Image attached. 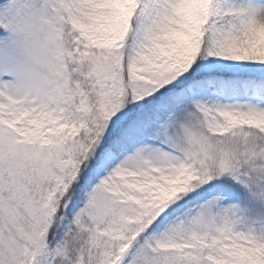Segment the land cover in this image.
<instances>
[{"label": "snow or ice", "instance_id": "6c2138e0", "mask_svg": "<svg viewBox=\"0 0 264 264\" xmlns=\"http://www.w3.org/2000/svg\"><path fill=\"white\" fill-rule=\"evenodd\" d=\"M0 264H264V0H0Z\"/></svg>", "mask_w": 264, "mask_h": 264}]
</instances>
